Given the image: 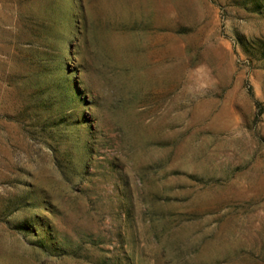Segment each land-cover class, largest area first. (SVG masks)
Segmentation results:
<instances>
[{
  "label": "rangeland",
  "instance_id": "obj_1",
  "mask_svg": "<svg viewBox=\"0 0 264 264\" xmlns=\"http://www.w3.org/2000/svg\"><path fill=\"white\" fill-rule=\"evenodd\" d=\"M0 264H264V0H0Z\"/></svg>",
  "mask_w": 264,
  "mask_h": 264
}]
</instances>
